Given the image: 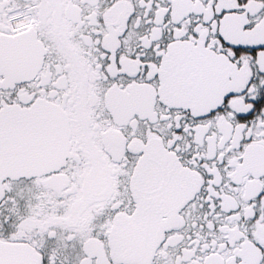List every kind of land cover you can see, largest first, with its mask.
Here are the masks:
<instances>
[{"label":"snow or ice","instance_id":"1","mask_svg":"<svg viewBox=\"0 0 264 264\" xmlns=\"http://www.w3.org/2000/svg\"><path fill=\"white\" fill-rule=\"evenodd\" d=\"M0 264H264V0H0Z\"/></svg>","mask_w":264,"mask_h":264}]
</instances>
